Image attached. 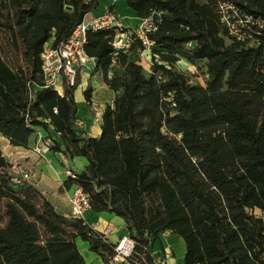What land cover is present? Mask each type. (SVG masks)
<instances>
[{
  "label": "trees",
  "instance_id": "trees-1",
  "mask_svg": "<svg viewBox=\"0 0 264 264\" xmlns=\"http://www.w3.org/2000/svg\"><path fill=\"white\" fill-rule=\"evenodd\" d=\"M219 1L121 0L118 12L159 13L146 64L137 42L113 64L114 30L87 33L93 72L113 91L91 137L76 124L75 86L59 96L34 85L43 84L39 55L52 30L65 41L100 0H0V134L26 146L36 127L50 129L53 151L86 159L65 184L81 185L94 212L124 220L134 240L126 264H159L149 245L164 231L183 239L184 264H264V220L252 213L264 212V0H230L263 23L252 44L228 35ZM180 60L202 65L203 84L189 82ZM0 200V264H87L77 237L108 264L114 243L13 182L1 154Z\"/></svg>",
  "mask_w": 264,
  "mask_h": 264
},
{
  "label": "built area",
  "instance_id": "built-area-1",
  "mask_svg": "<svg viewBox=\"0 0 264 264\" xmlns=\"http://www.w3.org/2000/svg\"><path fill=\"white\" fill-rule=\"evenodd\" d=\"M115 1L117 0H109L108 3L101 6L98 13H95V10L87 11L81 21L72 29L67 39L61 43H55L54 30H52L49 39L43 43L39 55L43 84L34 85L35 88L47 87L55 91L59 96H63L65 87L72 88L75 86L78 70L88 69L92 71L94 69L95 60L87 55L85 51L87 33L89 31L114 30L110 42L113 64L118 53L127 51L136 42L139 43L137 52L140 61L150 60L154 42L149 37V34L157 30L159 13H151L145 17H140L135 25H130L124 21L125 17L114 7ZM217 13L219 21L226 28L228 35L236 41L252 44L256 34L260 33L259 29L263 26V23L257 17L245 12L230 0L219 1ZM155 56L157 57V55ZM112 75V71L108 70L107 78L111 79ZM207 76V73L203 74L204 78ZM189 82L192 83L194 81L190 78ZM203 82L200 81L202 84ZM89 105L93 111V121L101 124L104 109H101L93 102H90ZM54 112H56V109H54ZM26 118L28 119V116ZM80 123L76 119L78 126H81ZM27 126H31L29 121H27ZM50 131L52 130H45L39 127L34 130L35 141L32 151L38 158L44 157L46 153L52 150L54 138L50 135ZM10 175L15 183L26 181L29 177L16 161L10 163ZM64 176L66 179L75 180L77 170L65 165ZM71 188V193L68 196L71 206L70 216L80 219L90 228L95 229L85 219V213L90 209L89 195L81 185L75 182L71 183ZM111 229V226L107 225L103 230L99 231L104 240H108L107 236ZM133 248L134 240L128 234H122L114 243L113 253L108 258V264H126Z\"/></svg>",
  "mask_w": 264,
  "mask_h": 264
},
{
  "label": "crops",
  "instance_id": "crops-1",
  "mask_svg": "<svg viewBox=\"0 0 264 264\" xmlns=\"http://www.w3.org/2000/svg\"><path fill=\"white\" fill-rule=\"evenodd\" d=\"M108 2L109 0H100L99 7L94 12L98 13L101 6ZM114 5L116 9L120 7L121 0L115 1ZM120 14L122 15V13ZM123 16L125 17L124 21L130 25H135L138 19L131 14ZM143 62L146 64L147 60H143ZM76 81L78 85L73 91V96L77 103L76 119L81 122L80 127L89 136L98 137L101 133V124L93 121V111L87 101H85L84 90L87 87L91 88V102L96 103L101 109H104L106 104L112 102L113 91L108 88L102 74L98 71L80 69L77 71L75 84ZM50 135L53 136L55 141H58V136L55 132L50 131ZM34 141L35 135L32 134L26 146L14 145L7 137L0 134V154L9 164L13 161L18 162L22 166L23 171L29 175L26 182L37 189L51 203L57 213L69 217L71 206L68 196L72 188L71 185L66 186L65 184V165L77 169L75 166V159L77 158L76 163L82 168L86 164V159L83 157L70 159L62 152L53 150L46 153L44 157L38 158L32 151ZM85 219L87 223L98 231L110 225L112 229L107 238L111 243H115L122 234L126 233L124 220L114 213L108 211L94 212L90 208L85 213ZM80 239L77 237L75 243L85 262L87 264H105L95 252L89 249V244L82 239L80 241ZM149 251L159 264H184V241L170 231L159 233L158 237L151 241Z\"/></svg>",
  "mask_w": 264,
  "mask_h": 264
},
{
  "label": "rangeland",
  "instance_id": "rangeland-1",
  "mask_svg": "<svg viewBox=\"0 0 264 264\" xmlns=\"http://www.w3.org/2000/svg\"><path fill=\"white\" fill-rule=\"evenodd\" d=\"M119 12L122 13V15H126V14L131 13L130 9L128 7H126L125 5L122 6V8L120 9ZM177 65H178L180 70L189 74L194 82H199V83H200V81L203 82L204 77H203L202 69H201L202 65L190 67L191 66L190 64H188L186 61H182V60L179 63H177ZM77 85H78V82L76 81L75 88L77 87ZM76 162H77V158L75 159V166L77 167L76 170L80 171L81 168H80V166H78V164ZM252 213H254L255 215L261 216L264 220V212H262L258 209H254L252 211ZM2 221H3V211H2V201L0 200V222H2ZM80 241H82V240L80 239ZM80 241H78V242H80Z\"/></svg>",
  "mask_w": 264,
  "mask_h": 264
},
{
  "label": "water",
  "instance_id": "water-1",
  "mask_svg": "<svg viewBox=\"0 0 264 264\" xmlns=\"http://www.w3.org/2000/svg\"><path fill=\"white\" fill-rule=\"evenodd\" d=\"M65 8H66V9H70V6L66 5Z\"/></svg>",
  "mask_w": 264,
  "mask_h": 264
}]
</instances>
